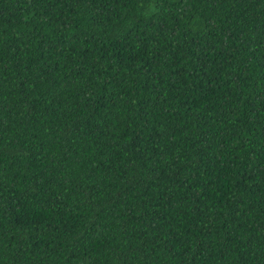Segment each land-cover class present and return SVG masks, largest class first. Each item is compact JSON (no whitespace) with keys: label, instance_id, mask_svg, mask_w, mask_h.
<instances>
[{"label":"trees","instance_id":"obj_1","mask_svg":"<svg viewBox=\"0 0 264 264\" xmlns=\"http://www.w3.org/2000/svg\"><path fill=\"white\" fill-rule=\"evenodd\" d=\"M0 264H264V0H0Z\"/></svg>","mask_w":264,"mask_h":264}]
</instances>
